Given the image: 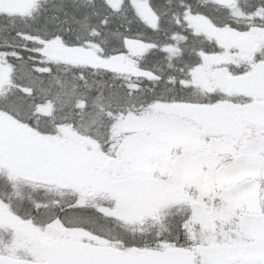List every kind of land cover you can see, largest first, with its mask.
I'll return each instance as SVG.
<instances>
[{
    "label": "snow or ice",
    "instance_id": "6c2138e0",
    "mask_svg": "<svg viewBox=\"0 0 264 264\" xmlns=\"http://www.w3.org/2000/svg\"><path fill=\"white\" fill-rule=\"evenodd\" d=\"M0 264H264V0H0Z\"/></svg>",
    "mask_w": 264,
    "mask_h": 264
}]
</instances>
